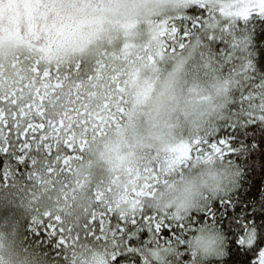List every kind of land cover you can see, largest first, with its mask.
Segmentation results:
<instances>
[{
	"label": "clouds",
	"instance_id": "clouds-1",
	"mask_svg": "<svg viewBox=\"0 0 264 264\" xmlns=\"http://www.w3.org/2000/svg\"><path fill=\"white\" fill-rule=\"evenodd\" d=\"M193 4L208 9L204 27L192 40L169 50L155 63L148 59L162 46L160 21L185 15ZM264 15V0H2L0 58L21 48L45 63L70 64L92 59L103 50L122 73L123 113L103 135L90 137L72 171L42 159L29 186L13 177L12 187L0 184V202L18 200L25 212H51L65 224H75L111 206L113 214L133 212L132 175L160 166L161 182L143 198L146 210L185 227L174 239L156 240L142 250L144 264H210L228 255L225 230L212 221L195 223L218 197L227 196L238 182L239 169L221 154L203 155L168 170L182 146L203 139L233 101L236 73L225 74L202 47L208 33L226 32L238 20ZM175 42L180 43L176 36ZM172 41L168 45L172 47ZM236 46L247 52L243 40ZM247 57L245 56V59ZM249 66L251 62L249 61ZM264 113V87L254 94ZM46 161V162H45ZM98 193H103L101 202ZM252 246L258 230L249 225L240 234ZM181 246H184L183 249ZM190 254L183 260L182 254ZM73 264H112L111 246L84 244L72 254ZM0 264H47L39 252L26 248L18 232L0 224Z\"/></svg>",
	"mask_w": 264,
	"mask_h": 264
},
{
	"label": "trees",
	"instance_id": "trees-1",
	"mask_svg": "<svg viewBox=\"0 0 264 264\" xmlns=\"http://www.w3.org/2000/svg\"><path fill=\"white\" fill-rule=\"evenodd\" d=\"M208 14L206 7L192 5L185 15L171 18L180 41L172 46L190 42L204 27ZM237 40L245 42L246 53L236 46ZM202 41L220 71L236 73L239 84L224 115L204 133L205 145L201 147L210 152V145L226 142L223 158L234 162L240 174L227 196L216 198L193 216L195 223L216 222L229 238L228 255L210 264H257L259 251L264 249V113L257 109L258 98L253 101L254 94L264 87V15L238 20L230 30L208 33ZM115 55L103 50L92 59L70 64L45 63L26 52L0 58V184L5 189L12 187L13 177L26 187L36 182L35 168L45 158L51 164L50 173L57 168L72 171L73 161L80 159L85 147L75 154L79 158L72 160L70 171L62 169L57 157L74 154L64 146L67 140L62 130L67 125L79 140L85 119L106 105L115 90L123 88L122 73L111 59ZM25 143L30 147L23 150ZM46 145L51 146V152ZM46 213L25 212L18 200L0 202V224L12 226L24 246L39 252L47 264H73L72 254L86 243L111 246L112 264H144L142 250L152 245L154 232L139 217L136 224L113 213L107 225L99 219L93 223L91 215L75 224H57L54 215ZM146 214L155 213L146 210ZM166 225L155 233L158 242L174 239L185 227L170 219ZM249 225L257 228L258 239L245 246L240 234ZM182 259H190V254L183 253Z\"/></svg>",
	"mask_w": 264,
	"mask_h": 264
},
{
	"label": "snow or ice",
	"instance_id": "snow-or-ice-1",
	"mask_svg": "<svg viewBox=\"0 0 264 264\" xmlns=\"http://www.w3.org/2000/svg\"><path fill=\"white\" fill-rule=\"evenodd\" d=\"M177 32L178 29L176 25L170 20L159 22L158 34L162 46L158 49L155 55H152L151 53L149 54L148 59L151 63H155L157 56L162 59L164 54L169 50L175 51V47H169L168 41L171 40L172 42H175ZM180 47H183V44H180ZM121 93L122 89L115 90L113 95L108 98V103L106 105L101 106V108L94 115L85 119V121L80 125L79 135L81 138L79 140H77L76 136L73 135V129L68 128L67 125H65L62 131L64 132L67 142L64 146L67 149H71L74 154L66 153L63 157H57V161L62 165V169L71 170L72 160L79 158L75 154L87 145V138L89 134L92 138L96 135H103L106 127L110 126L111 123L118 121L120 114L123 113L122 104L124 100ZM41 139H43V137H41ZM202 145H205L204 140L196 138L190 144L182 146L179 154L167 162L168 170L178 164L186 162L187 160L193 158L200 159L202 154L208 156L213 153L223 155L226 142L210 145V152H205L201 147ZM29 147L30 143H25L21 146L23 150L28 149ZM46 147L49 149V152H51V146L46 145ZM161 171H164V169L160 166H150L131 173L133 182L132 192L134 194L132 197L134 201L132 205L133 212L131 216H125L123 214L120 215L126 222H130L132 224H136L138 222L137 218L139 217V219L146 223L150 230L154 233L160 232L162 228L169 225H166V219L161 216L156 214H146L143 198L153 194L155 185L161 182ZM102 196L103 193H98V202H101ZM111 212V206L107 207L106 210L101 211L99 214L93 212L91 215L92 222L95 223L99 219L102 224L107 225L110 223V221H108V216ZM46 215L53 216L51 212L46 213ZM53 219L57 224L63 223V220L59 215H54ZM240 243H243V238H241ZM257 264H264V249L259 251Z\"/></svg>",
	"mask_w": 264,
	"mask_h": 264
},
{
	"label": "rangeland",
	"instance_id": "rangeland-1",
	"mask_svg": "<svg viewBox=\"0 0 264 264\" xmlns=\"http://www.w3.org/2000/svg\"><path fill=\"white\" fill-rule=\"evenodd\" d=\"M0 2H2V0H0ZM193 5H198V6H202V5H199V4H193ZM204 7V6H203ZM173 18V17H172ZM23 52H26V53H29L31 54L30 52H28L27 50L21 48L20 50H17L13 55H19L20 53H23ZM32 55V54H31ZM12 56V55H11ZM6 58H9V57H6Z\"/></svg>",
	"mask_w": 264,
	"mask_h": 264
}]
</instances>
